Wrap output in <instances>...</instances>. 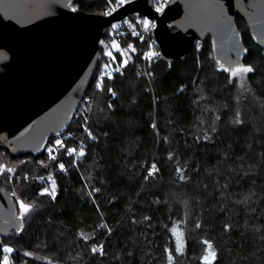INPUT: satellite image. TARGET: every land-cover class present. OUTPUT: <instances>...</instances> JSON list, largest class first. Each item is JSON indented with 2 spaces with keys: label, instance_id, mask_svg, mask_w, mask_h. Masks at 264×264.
<instances>
[{
  "label": "trees",
  "instance_id": "trees-1",
  "mask_svg": "<svg viewBox=\"0 0 264 264\" xmlns=\"http://www.w3.org/2000/svg\"><path fill=\"white\" fill-rule=\"evenodd\" d=\"M120 1L73 6L105 15ZM234 20L248 50L242 66L253 69L244 86L215 62L208 38L172 63L154 43L146 78L141 40L121 34L123 55L108 57L114 75L93 93L92 138L79 119L66 131L84 141L77 167L73 138L49 139L36 157L0 150L2 172L54 175L49 194L34 180H0L16 206H30L22 229L0 236V264L6 247L8 264H202L204 241L213 264H264V47Z\"/></svg>",
  "mask_w": 264,
  "mask_h": 264
},
{
  "label": "water",
  "instance_id": "water-1",
  "mask_svg": "<svg viewBox=\"0 0 264 264\" xmlns=\"http://www.w3.org/2000/svg\"><path fill=\"white\" fill-rule=\"evenodd\" d=\"M74 0H0V150L42 155L73 121L98 62L106 28L133 13L155 21L152 38L166 63L184 60L207 38L225 69L247 55L235 16L264 47V0H131L101 15ZM173 29V30H172ZM12 195L0 188V236L22 229Z\"/></svg>",
  "mask_w": 264,
  "mask_h": 264
},
{
  "label": "built area",
  "instance_id": "built-area-1",
  "mask_svg": "<svg viewBox=\"0 0 264 264\" xmlns=\"http://www.w3.org/2000/svg\"><path fill=\"white\" fill-rule=\"evenodd\" d=\"M115 10L116 9L114 8L112 9V11H115ZM161 10H158V11H161ZM145 21L147 22V26L145 24ZM154 27H155L154 20H149L146 17L138 14V16L134 19L133 22H131V20L127 17L116 22L113 29L109 32L110 33L109 39L106 42H104V39L100 40L99 45L101 46V53H99V56H98L97 65L100 61L98 71L95 74V78L93 79L92 88L90 90V93H88V95H84L73 117V120L79 119L80 122L83 123L82 136H85L87 138H92L90 131H88L87 125L89 123L88 121H89L90 113L92 111L94 91L99 88V85L102 83V81L105 78H112L114 75V68L110 66V64L108 63V57L111 55V52L113 49L115 52H118L120 55H123V49H121L118 44H115L116 41L118 40L117 36L121 34H125V33H130L133 37H137L138 39L141 40L143 47H142V50L139 56L140 57L139 67H140L141 74L147 78L148 69L150 65L153 63L155 56H156V53L154 50L155 42L153 38L151 37ZM110 39L115 40L113 41V44H112L113 49L109 46L111 43L109 41ZM197 47L200 48L201 43H199ZM95 71H96V68H95ZM66 131L63 135L58 136L56 138L57 139H62V137H64V139L73 138L77 141L75 152L72 153V157H71L72 166L77 167L78 161L82 159V155H80L79 153L81 151L83 152L84 141H83V138L74 137L71 132H66ZM45 151H49V148H46ZM17 174L18 173H16L15 171H9L8 173H5V175H0V180H3V179L13 180V179H23V178L26 180L32 179L36 183L40 184L41 186L40 190L42 193H45V194L51 193V182H53V176H54L53 174H47V175H41V176L37 175L32 178L26 175L19 176ZM45 189H47V192H45ZM5 256H9V255L5 253L2 256V259H1L2 263H3V259Z\"/></svg>",
  "mask_w": 264,
  "mask_h": 264
},
{
  "label": "snow or ice",
  "instance_id": "snow-or-ice-1",
  "mask_svg": "<svg viewBox=\"0 0 264 264\" xmlns=\"http://www.w3.org/2000/svg\"><path fill=\"white\" fill-rule=\"evenodd\" d=\"M145 24L147 26V22L146 21H145ZM225 71H230L231 75L233 77H235L238 73H249V72L253 71V69H252L251 66H241V67H236V68L231 69V70L225 69ZM56 143L59 146L61 144V141L58 140ZM68 151H69V153H73V152H75V149H69ZM79 154L83 155V152L81 151ZM60 167H61V169H63L64 166L61 164ZM153 167H155V166H153ZM151 174L152 173L150 172L149 175H151ZM45 192H47V189H45ZM19 208H20V217L19 218L22 219L24 217V215L27 214L30 211V206L26 205L23 202H20ZM197 227H199V225H197ZM203 243L206 245L207 255L202 257V264H213V260L209 259L210 256L213 257V258L215 256L214 252L209 251L212 248V245L208 241H204ZM2 251L6 252V253H11L13 250L11 248L6 247V248H3ZM92 251L95 253L97 251V249L93 248ZM177 251H179V249ZM9 258H10L9 256H5L4 259H3V264H8ZM168 258H169L170 262L173 259L171 254H169Z\"/></svg>",
  "mask_w": 264,
  "mask_h": 264
},
{
  "label": "rangeland",
  "instance_id": "rangeland-1",
  "mask_svg": "<svg viewBox=\"0 0 264 264\" xmlns=\"http://www.w3.org/2000/svg\"><path fill=\"white\" fill-rule=\"evenodd\" d=\"M157 3H156V5H155V9H157V10H161V8H163L167 3H168V1H170V0H155ZM126 2H128V1H126ZM126 2H124L123 0H121L120 1V5H122V4H124V3H126ZM119 7V6H118ZM71 8L73 9V10H76V8H75V6H71ZM116 9V6L115 5H113V4H110V8H109V10H112V9ZM131 15H133V17L132 18H136L137 17V15L138 14H136V13H133V14H131ZM131 15H128L127 17H129V16H131ZM130 18V17H129ZM116 24V22H113V23H111L107 28H106V32H110L112 29H113V27H114V25ZM109 37H110V33H109V35H108V37L107 38H105L104 39V42H106L108 39H109ZM111 43H110V47L113 49V46H112V44H113V41H115V40H109ZM115 44H118L119 46H120V43H119V39L116 41V43ZM120 48H121V46H120ZM122 49V48H121ZM113 51H114V49H113ZM124 51V50H123ZM112 53V52H111ZM242 66V64L241 65H237L236 67H241ZM244 66V65H243ZM235 67V68H236ZM231 73V72H230ZM236 77H237V79H238V82H239V84H240V86L242 87V86H244L245 85V73H238L237 75H236ZM59 141H61V139H58ZM9 170L10 171H15L16 173H18L17 175H24V174H22L21 172H19V171H17L16 169H15V167H9L7 170H5L4 172H2L3 171V169L2 170H0V175H5V173H8L9 172ZM26 176H28V177H30V178H32V177H35V176H37V175H30V174H25ZM3 180H7V179H3ZM14 180H20V179H14ZM32 180V179H31ZM9 181H11V180H9ZM52 188H53V182H51V190H52ZM20 202L21 201H18L17 202V205L18 206H16V207H18V214H19V216H20V208H19V204H20Z\"/></svg>",
  "mask_w": 264,
  "mask_h": 264
}]
</instances>
